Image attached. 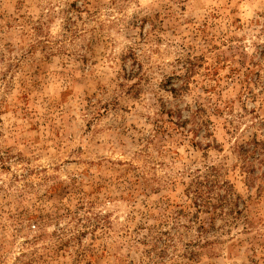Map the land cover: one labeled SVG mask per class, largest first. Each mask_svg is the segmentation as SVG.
<instances>
[{
	"label": "rangeland",
	"instance_id": "1",
	"mask_svg": "<svg viewBox=\"0 0 264 264\" xmlns=\"http://www.w3.org/2000/svg\"><path fill=\"white\" fill-rule=\"evenodd\" d=\"M0 264H264V0H0Z\"/></svg>",
	"mask_w": 264,
	"mask_h": 264
},
{
	"label": "trees",
	"instance_id": "2",
	"mask_svg": "<svg viewBox=\"0 0 264 264\" xmlns=\"http://www.w3.org/2000/svg\"><path fill=\"white\" fill-rule=\"evenodd\" d=\"M164 127L160 128V131L163 130ZM159 133V132H158ZM193 186L196 187V189H193ZM192 186V188L188 189L186 191V193L190 196L191 193L194 194V200L196 202V206L199 207L197 208L199 211H201V209H203V206H204V202L205 200L207 199L205 194L203 193V190L201 191L200 189V185L198 183H195L194 185ZM202 200V202H201ZM201 202V204H200ZM208 207H210L211 205L208 203L207 204ZM216 211H217V207L214 208ZM215 213V212H214ZM202 229V228H201ZM214 242H211V241H207L206 243V247H209V246H212ZM208 244V245H207ZM199 245V244H198ZM205 248V247H204Z\"/></svg>",
	"mask_w": 264,
	"mask_h": 264
}]
</instances>
